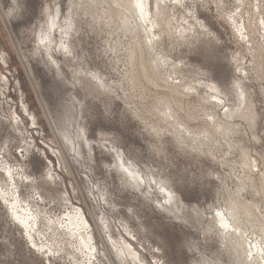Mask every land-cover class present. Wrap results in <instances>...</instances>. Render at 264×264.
<instances>
[{"label": "rangeland", "instance_id": "obj_1", "mask_svg": "<svg viewBox=\"0 0 264 264\" xmlns=\"http://www.w3.org/2000/svg\"><path fill=\"white\" fill-rule=\"evenodd\" d=\"M83 1L0 0V188L6 193L13 187V195L9 191L0 196V264H118L110 253L103 255L108 245L101 242L102 220L147 264H230L217 223L211 221L215 210L225 208L240 212L245 219L236 223L264 245V193L246 180L260 178L264 165V78L259 71L264 73V61L255 67L264 60V29L259 24L264 0H231L230 7L224 0H182L190 8L165 0L162 7V24L155 30L165 34L153 55L163 62L164 72L175 63L184 76H178L184 91L192 79L218 84L221 93H229L233 112H239L229 120L222 115L227 105L216 108L217 142L201 146V152L158 111L167 100L179 118L189 122L187 115L199 116L201 99L187 97L181 103L157 100L153 93L141 95L127 72L133 48L128 34L116 31L103 4ZM55 5L71 29L69 34L55 33L69 49L55 53L52 61L39 48L37 35L48 7ZM260 45L263 52L257 57ZM78 69L100 73L105 89L97 87L90 73L78 79ZM235 79L248 96L240 105L234 104L239 96L235 92H240ZM193 122L191 126L204 128L201 121ZM117 162L142 175L143 193L122 182ZM163 180L167 184L162 185ZM169 191L180 196L192 222L170 213ZM15 196L23 207L45 217L31 233L33 243L11 215L8 202ZM77 210L97 245L90 262L76 239L46 222L49 218L65 227Z\"/></svg>", "mask_w": 264, "mask_h": 264}, {"label": "bare ground", "instance_id": "obj_2", "mask_svg": "<svg viewBox=\"0 0 264 264\" xmlns=\"http://www.w3.org/2000/svg\"><path fill=\"white\" fill-rule=\"evenodd\" d=\"M86 1L87 0H84L83 2H86ZM97 1L101 5L103 4L109 10V12L107 13L108 18H109V21H113V20L115 21L116 31L119 30V33H123L124 31H126V33L129 36L130 41L133 44V48H130L128 51V55H129V57H128L129 58L128 59L129 65L128 66L129 67H128L127 72H128L129 77H130V81H132L135 84V87L137 86V83H138V88H139L140 94L144 95L146 92L153 93L156 96L157 100L161 99V98H164V99L172 98V100H174V101L179 100V102H181V103L183 102L182 99H185L187 97L190 99H193V96H197L198 98L201 99V101L203 103V105L200 106L199 109H197V110H199V116L200 117L199 116L197 117L193 114H190V115L186 114L189 122H183L179 118L178 113L174 112V110L170 107L167 100L164 102V106H162V108H158V111L160 112V114H163L164 119L166 120V122L169 125H171L172 127L176 126L175 131L178 134L186 133L188 135L189 139H192L193 141H195V143H194L195 145L193 148H196L198 150L197 152H199V151L201 152V146L206 145L208 142H211L212 144L216 143L217 139L213 138L214 137L213 136V134H214L213 129L217 130L216 126H219L218 120L220 117V114H219V112L216 111V108L227 105L228 106L227 111H225L222 115L227 116V118L229 120H231L235 115L237 116L239 112L237 110L235 112H233V108H231V107H233L234 105L229 106V104H228V103L233 102L232 99L229 98V93L224 92V91H222V93H221L219 90L218 84L211 82V83H205V85H204V83H202V82L200 83V81L196 82L198 80L195 81L194 79H192V84L188 85L186 90L184 91V90L180 89L181 79L178 77V76H183V75H179L178 66L175 63H173V62L170 63L168 65V67H170V70H168V68H167V71L164 72L163 62L155 59V57L153 55L156 52L158 46L162 44L161 43L162 36L165 34L163 30L158 31V33H156V30H155L156 27H160V25L162 24V19L164 16L163 15L164 13L162 12V7H158L159 2L155 1L156 2L154 5L155 9H154V11H151L150 10L151 0H107V1L106 0H97ZM93 2H94V0H93ZM165 2H167V1H165ZM55 6L56 7H54L53 9L48 7L47 12L45 11L46 14H44L45 15L44 24H43V26L41 25V28L39 29V32L37 35V40H38V43L40 46L39 48H43L45 50V53L47 54V57L52 59V61H56L55 57H54V55H56L55 53H59V51H62L65 48L69 49L68 44L65 45V42L62 41V38H61L62 35L60 37L58 36L59 38L57 39L55 36V33L60 32V34H62L61 33V31H62L63 34L64 33L66 34L68 32V30L71 29V28L68 29L69 25H71V24H69L67 22L68 24L66 23V25H65V24H63L64 21L62 23L61 10H60L59 6H57V5H55ZM257 9H259V8H257V6H256V10ZM150 11H151V13H150ZM262 13H264V12H262ZM89 15L92 16L91 14H89ZM95 18L96 17H91L92 21L99 23L100 22L99 18H97L98 20ZM254 19H255V21L257 20L256 18H254ZM262 21H264V17H261V19L259 18V24L264 29V23H262ZM197 22H200V21H197ZM223 22H225V21H223ZM98 23H97V25H99ZM231 24H232V22H231ZM254 25L255 24H253V26ZM71 27H73V26H71ZM258 27L259 26L257 25V28ZM161 28H159V29H161ZM249 28L251 31L257 30V29H251V27H249ZM263 29H262V32H263ZM109 33H111V32H109ZM250 33H254V31L250 32ZM68 34H69V32H68ZM143 35H145L147 40H145ZM188 36H189V34H188ZM262 40H264V39H262ZM69 46H70V43H69ZM260 46L257 47L258 51H260L259 54L257 51V57H259L260 53L263 52V50H262L263 46H261V47ZM23 56H24V54H23ZM256 60H258V58H256ZM260 60H261L260 62H258L259 60L256 62L257 64L255 67H257V65H258V68H261L259 66H261L264 63L263 62L264 60L262 58ZM55 63H57V62H55ZM78 71H80V70L78 69ZM259 71L262 74V78H264V73H262V69ZM81 73H90V72L89 71L88 72L83 71V70L80 72H77V74H78L77 78L78 79H80L82 77ZM164 73H167V76H168L167 78L165 77ZM99 75H100V73L99 74L90 73L91 79L93 80V78H94L96 80L97 87L100 90L101 89L104 90L106 83H104V79H102L103 77L101 78ZM176 79H178L179 82H176L175 81ZM235 80L236 81L234 82V87L237 89H240V92H239V90H238L239 93L235 92V94L236 95L239 94V96L237 98H235L236 103L234 101V104L240 105L241 101H246L248 96L245 92V89H243V87L241 86L242 85L241 82H238L237 79H235ZM202 85H203V88L205 86L207 87V91L205 89H204L205 91L202 90ZM156 90H158V91H156ZM189 90H190V93H188ZM202 91L206 92L205 97L200 96ZM208 92H209V94H211V96L208 95ZM233 92L234 91H232V93ZM177 95H180V96H177ZM203 100H204V102H203ZM208 106H210V107H208ZM70 114L71 113H69V115ZM69 115L67 117H70ZM203 116H206V117L203 118ZM72 117H73V115H72ZM250 117L252 119L255 118L254 115L250 116ZM193 121H201L202 125H200V126H203L204 128L200 129L198 127H195L197 124L195 126H191L190 122H193ZM233 123H234V121H231L229 126L233 125ZM216 133H217V131H216ZM66 134H68V133H66ZM205 134L207 137L206 140H205ZM69 136H71V135H69ZM64 137H65V135H64ZM71 139H72V137H71ZM73 139H72V141H73ZM68 140H69V138L66 141H68ZM70 142L71 141H69V143ZM70 145H71V143H70ZM115 152H116V150H115ZM246 164H247L246 166L248 168L251 167L250 162H248ZM117 165L119 167V168H117V171H119V173H120V175L118 177H121L123 179L122 182H125L126 184L130 185L133 189L137 190L138 192H142V187H144L143 186L144 179H143L142 175L138 174V173L133 175V173H135V172H133L134 171L133 169H129L127 166H125V168H123V166L119 162H117ZM117 171L115 170V172H117ZM7 172H9V170H7ZM8 175H9L10 180L13 181L14 179H13L12 173L11 174L9 173ZM244 180L245 179H243L240 182H244ZM246 180L248 181V183L251 184V186H259L264 193V165H263V170L261 172L260 178H258L256 181H252L248 178H246ZM163 182H165L167 184L168 181L163 180L161 182L162 185H163ZM165 183H164V186L167 187L168 185H166ZM1 188H0V196L2 198H5L4 195L6 193L8 194L9 191L13 195V191H12L13 187L11 189H9V191L6 193L1 191L2 190ZM171 192L172 191L167 192L168 193V195H167L168 200L171 204L169 206L171 208V209H169L170 213L173 211L176 218L183 216L189 222L190 221L192 222V220H190L188 215L183 212L184 202H182V199L180 198V196L179 195H172ZM144 195L146 197H149L147 194H144ZM149 201H151V200H149ZM21 202L22 201H20V198L18 196L11 198V200L8 202V204L10 206V212H11V215L15 218V220L21 226H23V228L25 229L29 239H31L30 241L33 243L31 233H32V231L37 230L38 224L41 223L40 222L41 218L44 216L40 215L39 213H35L34 211H32L31 208H29L30 206L27 207L28 205L23 207ZM258 210H260V209H258ZM77 211L78 212L75 215H69L67 217L68 222H67V225L65 227L62 226L61 224H59V222L51 221V219H49V218L46 219V222H48V223L50 222L51 226H55L54 231L62 230L64 232H67L68 235L72 236L74 239H76L79 247L86 250V256L88 258V262H90L91 259H93L97 254V251H98L97 245L94 242V237L92 236L93 233L89 229V224L87 223V221L85 220V218L83 217L81 212L79 210H77ZM217 213H220L221 215L218 216ZM236 213L237 212L235 210H229L228 208H225V209H221V210H218V209L215 210V212L211 216V221L214 222L215 225L217 223L216 226L218 228V232L223 237V243L227 249L226 252H227L228 256H230L232 258V261L230 264H264V257H262V255H261V251L264 250V245L256 239L252 240V237L247 235L249 233L247 231H245L244 229H242V227L238 223H236L237 220L245 219L242 216V214H240V212H238L237 214ZM248 213L249 212H247V214ZM243 214L246 216V211H244ZM193 216L196 217L194 214H193ZM190 217L192 218V215ZM246 218L252 219V216L249 214L246 216ZM200 219H201V217H200ZM200 219H199V221H200ZM98 220H100V219H98ZM194 220L196 221V219H194ZM98 224H99V228L101 230L102 237H103V239L102 240L100 239V240H101V242L105 241L106 244L108 245L107 250L103 251V255H105L107 257L108 253H110L112 255V257H114L116 259V261H118V264H128L129 263L128 259H132L134 262L137 261L138 264H147L146 261L144 260V257L137 250H135L134 247H132L130 245V243H128L126 240L119 241L112 235V232L110 231L108 224L104 220L100 221V223H98ZM56 225H58V229L56 228ZM222 225H226V227H223ZM48 228H47V230L50 229V228L49 229ZM38 232H39V230H38ZM104 245H105V243H104ZM43 246H45V245H42L41 248H43ZM249 252L252 253L251 259L248 258ZM217 262L219 263V261H217ZM219 264H221V263H219Z\"/></svg>", "mask_w": 264, "mask_h": 264}, {"label": "snow or ice", "instance_id": "obj_3", "mask_svg": "<svg viewBox=\"0 0 264 264\" xmlns=\"http://www.w3.org/2000/svg\"><path fill=\"white\" fill-rule=\"evenodd\" d=\"M237 3H239V0H237ZM170 4L171 5H175L177 7L183 8V7H191V5H185L182 3V0H170ZM166 6L165 5V0H159L158 3V7H163ZM224 6L225 7H230L231 6V0H224ZM238 10V9H237ZM188 15H191V13H188ZM262 23H264V21H262ZM224 111H227V109L225 108ZM56 198V197H55ZM53 198V199H55ZM217 215H221L220 213H217ZM223 227H226V225H222ZM32 247H35V245H32ZM261 255L262 257H264V250L261 251ZM252 253L249 252L248 253V258L251 259Z\"/></svg>", "mask_w": 264, "mask_h": 264}]
</instances>
